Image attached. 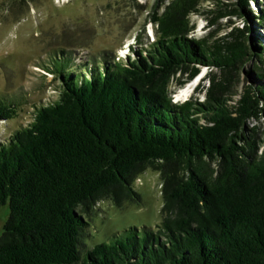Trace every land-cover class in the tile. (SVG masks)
I'll list each match as a JSON object with an SVG mask.
<instances>
[{
	"label": "trees",
	"instance_id": "1",
	"mask_svg": "<svg viewBox=\"0 0 264 264\" xmlns=\"http://www.w3.org/2000/svg\"><path fill=\"white\" fill-rule=\"evenodd\" d=\"M208 1H156L155 39L123 57L63 51L46 66L57 99L0 141V208L10 205L0 264H264V139L249 125L264 118V0H232L197 38L192 16ZM222 18L229 32L211 43ZM250 63L251 82L228 104ZM205 67L195 94L174 102ZM23 104L0 95V122ZM149 167L161 177L160 224L87 249L97 203L140 204L134 182Z\"/></svg>",
	"mask_w": 264,
	"mask_h": 264
},
{
	"label": "rangeland",
	"instance_id": "2",
	"mask_svg": "<svg viewBox=\"0 0 264 264\" xmlns=\"http://www.w3.org/2000/svg\"><path fill=\"white\" fill-rule=\"evenodd\" d=\"M168 0H0V95L14 96L24 100L18 116L13 120L0 122V141L9 137L21 125L34 118L35 107L57 99L60 82L46 69L52 59L62 56L63 51L77 62L98 59L103 55L115 59L130 53L131 45L138 46L139 40L147 43L155 39V24L150 21L155 2ZM222 1V3H220ZM232 0H209L203 5V15H193L196 24L193 35L204 37L209 31L207 20L229 8ZM256 9V4L252 3ZM241 27V20H235ZM227 18L219 20L217 32L211 43L229 32ZM253 64L240 72L233 87L232 101L240 98L242 87L249 84ZM205 67L198 76L206 78ZM221 75L219 69H215ZM190 82V81H189ZM188 82V83H189ZM199 82V83H200ZM207 86L210 84L205 81ZM193 91L188 98L195 94ZM187 84V83H186ZM185 84V85H186ZM174 84L172 88H174ZM180 91V89H179ZM179 93V92H178ZM178 96V94H177ZM174 97L173 101L177 98ZM198 100L205 98L202 92ZM188 98L179 99L184 102ZM178 99V98H177ZM259 126L260 137L264 139V118ZM161 177L158 171L147 168L134 182L142 196L140 204L129 202L123 208L111 201L102 200L93 210L92 221L84 238L86 248L92 249L99 243L112 240L114 235L134 226L156 228L162 220ZM9 204L0 208V236L9 218Z\"/></svg>",
	"mask_w": 264,
	"mask_h": 264
},
{
	"label": "bare ground",
	"instance_id": "3",
	"mask_svg": "<svg viewBox=\"0 0 264 264\" xmlns=\"http://www.w3.org/2000/svg\"><path fill=\"white\" fill-rule=\"evenodd\" d=\"M193 80L187 83L184 87L180 88V91L178 93V99H185L188 98L192 91H193Z\"/></svg>",
	"mask_w": 264,
	"mask_h": 264
},
{
	"label": "clouds",
	"instance_id": "4",
	"mask_svg": "<svg viewBox=\"0 0 264 264\" xmlns=\"http://www.w3.org/2000/svg\"><path fill=\"white\" fill-rule=\"evenodd\" d=\"M201 78H202V76L195 77V78L193 79V81L196 80V81H198V84H199ZM196 85H197V84H196ZM196 85H195V86H196ZM179 89H180V88H179ZM179 89H178V90H179ZM178 90H177L176 93L173 95L174 97H176V94H177ZM174 97H173V99H174ZM177 97H178V96H177ZM178 101H179V99H177V98L174 100V102H178Z\"/></svg>",
	"mask_w": 264,
	"mask_h": 264
},
{
	"label": "water",
	"instance_id": "5",
	"mask_svg": "<svg viewBox=\"0 0 264 264\" xmlns=\"http://www.w3.org/2000/svg\"><path fill=\"white\" fill-rule=\"evenodd\" d=\"M198 77V76H197Z\"/></svg>",
	"mask_w": 264,
	"mask_h": 264
}]
</instances>
